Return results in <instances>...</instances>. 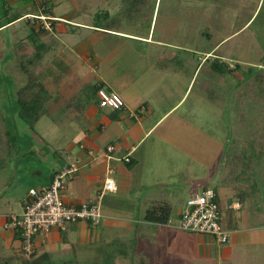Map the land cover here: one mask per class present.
Listing matches in <instances>:
<instances>
[{"label": "rangeland", "instance_id": "obj_1", "mask_svg": "<svg viewBox=\"0 0 264 264\" xmlns=\"http://www.w3.org/2000/svg\"><path fill=\"white\" fill-rule=\"evenodd\" d=\"M44 2L47 8H53L57 15L70 12L72 15L81 16V19L90 24L96 23L117 30L130 31L145 37L152 28L151 38L154 41H162L165 45L136 43L135 48L138 53L156 51L163 57L172 56L173 60L170 62L165 60L166 64L170 63L167 66L168 69L174 73L181 71L182 78L178 79L179 81L176 79L181 87V96L178 99L177 96H170L168 105L182 100L193 80L182 105L167 114L157 125L154 134L142 146L141 154L147 156L145 165L133 170L129 165L120 167L121 170L112 176L119 183L120 197L104 192L102 198L105 195L106 197L103 212L108 207L124 206L122 215L129 213L132 214L131 217L139 219L138 205L143 202L146 194L151 192L150 182L158 178H161L160 182L164 184L153 185H157L160 189L164 188V190L157 191H163L169 195L177 216L185 210V202L191 196L200 194L206 188L215 190L221 206L223 226L232 231L236 224V227L238 226L241 230L239 233H242V238L244 237L242 242L232 243L230 239L228 243L220 244L211 235L181 232L186 244L179 251V257H176L175 253H170L172 260L164 264L264 263L263 244V249L260 250L254 249L253 246L247 247L249 243L253 244L252 240H255L253 238L255 234L249 235L248 230L256 227L257 221L264 219L261 216H264V106H255L250 98V100L247 99L249 83L254 79L264 78V0H159L152 27L148 21L140 20L143 6L137 3L129 6L130 0H44ZM2 4L3 0H0V5ZM123 4L126 8H123ZM106 8L109 15H106L104 11ZM19 25L23 26L25 33L29 35L28 21H22ZM67 29L72 28L67 26ZM73 29L76 34L74 38L78 41V45L73 44L77 46L75 51L82 50L93 38H98L95 32L80 28ZM48 35L53 36V34ZM65 36L64 40L57 34L60 39L57 38L54 47L56 50L65 48L63 54L73 59L74 52L66 48L67 37L71 38V36ZM62 39L66 41V44L62 42ZM121 41L124 44L117 47L116 52L114 47L111 53L115 52L114 55L118 58L123 57L125 66L122 71H126L125 73L129 75L132 67L135 68L137 65L135 62L133 64V60L139 59L140 55L131 50V48L135 49L132 46L133 42L126 45V40L121 39ZM7 50L0 53V108L4 109L3 115L5 111H8L6 113L9 125L7 128L15 130L17 123L27 122V120L30 122V118L20 107L22 104L17 100L18 92L11 95L10 88L14 86V80L6 76H12L13 73L20 74L23 76L24 83H27V71L37 72L36 68H39L41 62L27 60L23 57L18 59L17 64L6 62L8 57L16 55L12 52L10 54ZM60 59L63 58L60 57ZM215 59L235 70L227 76L213 73L211 63ZM60 61L56 63H61L59 67L61 71L69 72L72 69L67 59ZM17 65L20 66V73L16 70ZM50 65L51 62L44 68L43 77L40 75L39 79L41 78L42 81L46 80ZM13 69L17 72H12ZM207 79L210 82L209 87H213V90L218 88L223 92L217 102L213 103L208 99L207 87H203L202 82ZM92 84H95V80L90 84L86 82L84 93L86 92L87 95L91 93ZM141 87H144L143 83L136 82L133 88L140 90ZM142 91L143 93L148 92L145 89ZM153 92L155 93H151V96L160 94L164 90ZM53 96L57 97V95ZM123 97L125 100L133 98H130L131 93ZM42 98L43 105L40 106L43 109L36 111L39 115L41 114L38 118L44 117L56 125L52 127L53 133L40 134L41 144L47 146L51 152L57 149L61 162L67 156L68 146L72 144L74 147L78 144L80 140L78 137L83 136L81 134L84 129L92 127L97 131L96 143L99 146L107 145L115 139L117 132L124 130V125L117 123L109 130L100 132L99 127L95 126L96 121L86 123L82 118L71 119L75 118L74 113L68 109L70 105H64L63 100L55 103V98L52 100L49 93H43ZM46 109L49 111L48 114H46ZM157 114L153 113L154 116H151L155 118L151 120H156L162 112L158 111ZM107 117L108 115L105 118L101 117V120L105 121ZM258 133L263 137L259 142L254 140L255 134ZM40 149L39 146L31 158L39 163H41ZM103 153L104 150H101V154ZM240 153L247 158L245 163L241 164L244 178L238 180L237 185L228 187L223 181V173L228 166L227 161H231L234 155ZM22 161L26 160L22 159ZM26 165L29 166V163L27 162ZM139 176L147 177L148 183L139 179ZM139 180L142 184H138ZM65 193L64 189L60 191V198L67 204L69 202L64 198ZM234 202H239L243 208L231 210L230 205ZM3 208V211L9 210L6 207ZM17 212H19L18 209ZM254 214H258V219L251 216ZM260 216L262 218H259ZM106 222L108 220H105ZM259 241L264 242V236ZM149 245L150 248L157 250L155 245L151 247L153 246L151 242ZM132 246H136L137 250L138 240L135 237L133 240L118 237L109 245L96 244L76 253V260L72 264H117L119 256L122 258L121 254L128 256V259L121 261L122 264H163L161 261L155 263L160 256L154 252L150 255L151 258L146 256L148 258L146 263H137L138 255ZM85 254H87L86 258ZM63 257L64 262L66 257ZM185 257L186 259H183ZM168 258L166 253L165 259ZM0 264H3L1 259Z\"/></svg>", "mask_w": 264, "mask_h": 264}, {"label": "crops", "instance_id": "obj_2", "mask_svg": "<svg viewBox=\"0 0 264 264\" xmlns=\"http://www.w3.org/2000/svg\"><path fill=\"white\" fill-rule=\"evenodd\" d=\"M54 3L59 5L56 2ZM44 4V0H3V4L0 5V53L8 49L7 51L10 54L11 52L16 54L15 56L8 57L6 62H15L17 64L18 59L22 58V56L17 52L15 44L28 36L25 33L24 27L19 24L22 21H26L27 16L40 17L45 15L50 17L55 22L53 32L51 33L41 30L39 24L35 25L33 29L31 27L32 24L30 25L28 23L30 31L35 30L37 32L36 41L42 42L46 47L42 53V58H38L37 60L41 62L39 68H37L41 72V76L44 74V68L51 62L50 71L48 70L49 72L46 73V80H43L46 86V93L51 94L52 100L55 98V103L63 100L64 105H70L68 109L74 113L75 118H71L73 120L82 118L86 123L96 121L95 126L99 127L98 130L100 132L109 130L117 123H122L124 130H120L119 133L117 132L115 139L111 140L107 145L99 146L96 143L97 131L93 130L94 128L92 127L84 129L81 134L83 136L78 137L80 139L78 144L74 147L72 144L68 146L67 156L61 162V157L59 152L57 154V149L55 152H51L47 146L41 144V135L53 133L54 130L52 127L56 123L42 117V119L38 118L35 121L30 119V122L27 120V122L17 123L15 130H13L7 128L9 126L6 118L8 111H5L6 113L3 115L2 111L4 109L1 110L0 108V142L3 140L1 131L6 133L7 136L12 134L13 137L11 138L16 141L12 153L9 152L8 147L4 149L7 152L4 155L7 157V161L4 162L0 159V259L3 264H22L21 244L17 238L16 230L6 227V216L11 214L20 215L23 212L30 189H43L48 187L59 170L69 163L74 162L78 165L79 171L75 178L65 185L64 190H66V193L64 198L69 202L67 204L79 206L85 202H98L101 210H104L106 195L103 198L100 195L102 194L105 181L113 180L117 185L116 192L105 193L116 195L119 198L121 189L119 183L112 176L121 170L120 167L123 168L129 165L130 167L132 166L131 170H133L145 165L147 156L141 154L142 146L154 134L157 125L163 121L167 114L177 109L179 105H182L183 99H185L193 82L192 80L188 89H186L182 97L183 99L175 103L172 102L173 105L170 104L172 105L170 107L168 105L169 97L177 96L178 99L181 96V87L179 82H176V79L179 81L178 79L182 78L181 71L174 73L168 69L167 66L170 63L166 64L165 60H167L166 62H170L173 60L172 56L163 57L161 54L158 55L156 51L148 53L141 51L138 53L135 48L136 43L156 46L165 45L164 42L154 41L151 38L152 28H150L148 36L145 37L130 31L117 30L96 23L90 24L81 19V16L72 15L70 12L57 15L52 8L50 12L45 13L43 10L48 6ZM104 11L106 15L110 14L107 8ZM67 26L72 29L68 30ZM73 28L95 32L98 38H93L82 50L75 51L77 46L73 44L78 41L74 38L76 34ZM48 34H53V36ZM57 34L62 36L63 39L66 37L65 35L71 36V38L67 37V41L70 43L67 42L66 48L68 51L71 50L74 52V55H72L73 59L63 54L65 48L55 49L54 44L58 38ZM119 38L126 40V45L133 42L132 46L135 49L131 48V50L135 54L140 55L139 59L133 60V64L135 62L137 65L135 68L132 67L129 75L125 73L126 71H122L123 66H125L123 57L118 58L114 55L118 50L117 47L124 44L121 43L122 41ZM63 39L62 42L66 44L65 39ZM114 47L115 52L111 53ZM127 48L129 47L127 46ZM13 49L14 51H12ZM60 57L63 59L61 60ZM65 59L72 66L69 72L61 71L59 68L61 63H56L60 60L65 61ZM15 67H17L16 70L20 73V66L17 65ZM16 70L13 69L12 72H17ZM6 77H11L14 80V86L10 88L11 95L17 93L26 84L23 81V76H20V74L13 73L12 76L7 75ZM169 78L170 80H168ZM84 80H86L87 84L95 80V84H92L91 93L88 95L86 92L84 93V87L86 85ZM136 82H142L144 87H141L140 90H134L133 87ZM202 82L204 83V81ZM101 86L109 92L119 94L123 99L125 94L131 93L130 98L135 97L134 100H136L137 104L134 103L133 98L129 100L126 98V100L124 99L125 107L122 110L112 111L103 109L99 106L96 93V88ZM143 89L148 92L143 93ZM157 90H164V92L151 96L155 93L153 91ZM135 92L138 93L134 95L133 93ZM53 95H57V97ZM158 111H161L162 114H159L160 116L156 120H151V118H155L153 117V113L158 115ZM48 113L49 111L46 109V114ZM107 115L108 117L105 121L101 120ZM99 120L101 121L99 122ZM109 145H114L115 147V151L111 155H108L106 151ZM39 146L41 147V163L31 159ZM1 147L2 145L0 144V157H3ZM101 150H104L103 154H101ZM22 159L26 161L23 162ZM27 162L29 166L26 165ZM112 162H115V164H112ZM145 171L148 172V170ZM139 179L148 183L147 177L139 176ZM141 180H139L138 184H142ZM160 181L161 178H158L150 182L151 192L146 194L143 202L138 205L137 211L140 215L139 219L131 217L132 214L129 213L122 215L124 206L119 208L108 207L104 212L102 210L103 219L99 225L95 226L90 222L82 221L70 224L65 232L57 228L53 229L50 234L42 237L38 236L35 239V250L40 254L47 253L51 259H60L63 256H75L76 253L96 244L100 246L101 244L109 245L118 237L131 240L135 237L138 240L137 250L135 248L136 246L132 247L138 255H136L137 263H146L145 261L148 259L146 256L150 257L153 252L160 256L155 263L159 261L163 264L167 261L170 262L172 256L170 257L169 254L175 253L177 254L176 257H179V251L186 244L181 233L185 231L180 230L178 227V222L183 211L178 216L175 215V208L169 200V195L163 191H157L164 190V188L160 189L157 185H153L158 183L164 184ZM105 193L103 192V195ZM155 202L167 203L172 207L169 222L164 226H159L158 224L144 220L145 213ZM235 203L237 202L230 205V209L233 211L235 209L232 208V205ZM3 207L9 210L3 211ZM16 208L19 212H17ZM242 208L243 205H241L239 210ZM251 216L254 219H258V214ZM261 216L264 217L263 215ZM261 216L259 218H262ZM105 220H108V222L105 223ZM173 223L175 224L173 225ZM256 223V227L248 230L249 235L255 234L253 238L256 241L252 240L253 244L251 245L249 243L247 247L253 246L254 249L260 250L264 247V242L259 241L264 236V219L262 218ZM233 227L234 230H230L232 232L231 242L241 243L244 238H242V233H239L241 230L238 226L236 227V224ZM149 242L153 244L151 247L155 245L157 250L150 248ZM226 250L231 251L230 249ZM166 253L169 257L168 259H165ZM86 257L87 254H85ZM121 257L119 256L117 259V264H122L121 261L128 259L127 255L121 254ZM183 259H186V257Z\"/></svg>", "mask_w": 264, "mask_h": 264}, {"label": "built area", "instance_id": "obj_3", "mask_svg": "<svg viewBox=\"0 0 264 264\" xmlns=\"http://www.w3.org/2000/svg\"><path fill=\"white\" fill-rule=\"evenodd\" d=\"M26 18L32 20V23L35 19H39L45 30H52L50 17L43 15ZM47 21H49L48 24ZM98 97L99 106L103 109L118 111L125 107L124 99L115 92L100 89ZM106 151L108 155H111L115 151L114 145H109ZM78 171L79 167L76 163H69L59 170L48 187L29 190L28 200L20 215L6 216L8 219L6 227L22 232L21 254L25 259L32 256L35 239L38 236H46L55 228L65 232L68 226L75 222H90L95 226L101 223L103 213L98 202H85L74 206L64 203L60 198V191L75 178ZM116 191V183L113 180H106L100 197L103 192ZM232 208L238 210L241 204L235 203ZM178 227L182 231L193 234L211 235L220 244L228 243L232 236V232L223 226L221 207L216 193L211 189H206L187 200Z\"/></svg>", "mask_w": 264, "mask_h": 264}, {"label": "trees", "instance_id": "obj_4", "mask_svg": "<svg viewBox=\"0 0 264 264\" xmlns=\"http://www.w3.org/2000/svg\"><path fill=\"white\" fill-rule=\"evenodd\" d=\"M158 1L159 0H142V2H140V0H130L129 6H132V3L134 5L137 3L143 6V11L140 13V20L145 21V22L148 21L149 23H151V26H152L153 19L155 16V11L157 10ZM124 7L126 8L125 4H123V8ZM43 11H45V13H48L50 12V9L44 8ZM27 21L30 25L32 24L31 27L33 29H34V26L37 24L40 25L41 30H43L44 32H51L54 29L55 22H53V20H51V23H52L51 31L45 30L44 26L42 25V22L39 19H35L33 23L31 22V20L27 19ZM36 33L37 32L35 30H31L29 35L25 39L18 41L16 44L17 52H19V54L27 60L33 61V60H38V58H42V55H43L42 53L46 49L45 45L42 42L36 41L37 40ZM211 67H212L213 73H216L217 75L219 74L222 76H227L230 72L235 70L223 62H218V59H215L211 63ZM32 72L27 71V74H28L27 83L21 89H19L17 94H18V102L22 104L20 107L23 110L24 114L27 117H29L31 120L35 121L41 115V114L39 115L38 112L36 113L37 109L38 111L40 110L42 111L43 109V108L41 109L40 105L41 104L43 105L42 96H43V93H46L45 91L46 86H45L44 81H42L41 78L39 79L41 72H39L38 70L37 72L36 71L35 72L32 71ZM209 83L210 82H208V79L205 80L204 87L205 86L207 87L206 93H207L208 99L214 103L220 100V94L222 95L223 92L218 90V88L213 90V87H209ZM259 87H262V88L260 89ZM100 89H105V88L102 86L97 87L96 88L97 96H98V92ZM247 92H248L247 99L250 98L255 104V106H264L263 105L264 103V78L263 77L252 80V82H250L248 85ZM98 102H99V97H98ZM1 134H2L1 137L3 140L0 142V144L2 145L1 154L3 155V157H0V159L5 162L7 161V157L4 156L7 154V152H5L4 150L5 147L6 148L8 147L9 152L12 153L14 150L16 141L13 138H11L13 137L12 134L10 136H7V134L3 133L2 131H1ZM261 139H263L262 135H260L259 133L255 134L254 140L259 142L261 141ZM246 159H247L246 156L243 153H240L238 155H234L231 161H227L228 166L226 167V170L224 171L225 173H223L224 175L223 181L226 186L228 187L235 186L238 184L237 183L238 180L244 178V173L242 170L243 165L241 164L245 163ZM213 191L216 193L215 190ZM216 196H217V200L219 201L217 193H216ZM171 213H172L171 205L167 203H162V202H155L150 207V209L147 210V212L145 213L144 220L150 223L158 224L159 226H164L168 224L169 219L171 217ZM15 230L17 232V238L21 244L22 243V232L18 229H15ZM65 257L66 258L64 262L62 261L64 257L62 259H51L47 253L40 254L34 248V252L29 259H25L23 257L22 264H72L74 260H76L75 256H65Z\"/></svg>", "mask_w": 264, "mask_h": 264}]
</instances>
